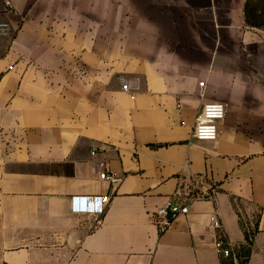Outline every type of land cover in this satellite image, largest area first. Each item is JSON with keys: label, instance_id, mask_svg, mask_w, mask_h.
I'll use <instances>...</instances> for the list:
<instances>
[{"label": "crops", "instance_id": "obj_1", "mask_svg": "<svg viewBox=\"0 0 264 264\" xmlns=\"http://www.w3.org/2000/svg\"><path fill=\"white\" fill-rule=\"evenodd\" d=\"M248 1L0 0V264H221L218 241L264 264V29ZM214 102L218 140L192 139ZM193 181L211 194L187 201ZM95 196L104 215L72 212Z\"/></svg>", "mask_w": 264, "mask_h": 264}, {"label": "built area", "instance_id": "obj_2", "mask_svg": "<svg viewBox=\"0 0 264 264\" xmlns=\"http://www.w3.org/2000/svg\"><path fill=\"white\" fill-rule=\"evenodd\" d=\"M200 86L203 87L204 83H201ZM122 91L130 94L131 89L128 84H125L122 86ZM132 98L134 99V97ZM226 114V105L223 103L214 102L203 105L195 119L191 135L192 139L199 142H216L219 137V124L225 120ZM100 178L113 186H117L120 183V179L116 175L107 172L103 173ZM209 195L208 191L200 190L199 185L193 181L187 201ZM97 199L100 200L99 204L96 203ZM107 203L108 197H73L71 199V210L75 214L102 216L106 212ZM170 213H172V217L168 218ZM175 216L176 212H173L170 208L161 209L155 215V224L159 227L161 232H164L170 227L171 219L175 218ZM212 220L215 226L218 227L216 219L213 217ZM216 249L220 253H223L225 257L230 253L228 250L224 249L221 241L217 242Z\"/></svg>", "mask_w": 264, "mask_h": 264}, {"label": "rangeland", "instance_id": "obj_3", "mask_svg": "<svg viewBox=\"0 0 264 264\" xmlns=\"http://www.w3.org/2000/svg\"><path fill=\"white\" fill-rule=\"evenodd\" d=\"M250 7V19L256 24L264 26V0H252ZM252 50L255 51L256 56L251 58V62L264 64V48L253 47Z\"/></svg>", "mask_w": 264, "mask_h": 264}, {"label": "trees", "instance_id": "obj_4", "mask_svg": "<svg viewBox=\"0 0 264 264\" xmlns=\"http://www.w3.org/2000/svg\"><path fill=\"white\" fill-rule=\"evenodd\" d=\"M251 3H252V0H249L248 3H247V6H246V22L251 27L264 29V26H260V25L256 24L255 22H253L252 19H250L249 15H250V8H251L250 5H251ZM214 188H215V186L211 185V190L214 189ZM209 194H211V192H209ZM221 264H235L234 260L232 259L231 253H229V255L227 257L224 256L222 258Z\"/></svg>", "mask_w": 264, "mask_h": 264}, {"label": "water", "instance_id": "obj_5", "mask_svg": "<svg viewBox=\"0 0 264 264\" xmlns=\"http://www.w3.org/2000/svg\"><path fill=\"white\" fill-rule=\"evenodd\" d=\"M173 212H174V210H172ZM172 217V213H170L169 215H168V218H171Z\"/></svg>", "mask_w": 264, "mask_h": 264}, {"label": "snow or ice", "instance_id": "obj_6", "mask_svg": "<svg viewBox=\"0 0 264 264\" xmlns=\"http://www.w3.org/2000/svg\"><path fill=\"white\" fill-rule=\"evenodd\" d=\"M96 203H97V204H99V203H100V200H99V199H97V200H96Z\"/></svg>", "mask_w": 264, "mask_h": 264}]
</instances>
